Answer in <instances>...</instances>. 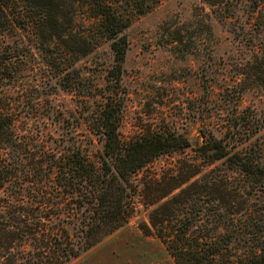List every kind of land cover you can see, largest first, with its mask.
Segmentation results:
<instances>
[{
  "label": "trees",
  "instance_id": "1",
  "mask_svg": "<svg viewBox=\"0 0 264 264\" xmlns=\"http://www.w3.org/2000/svg\"><path fill=\"white\" fill-rule=\"evenodd\" d=\"M161 1L0 0V71L10 80L18 53L5 36L20 29L42 48L59 44L58 58H80L102 41L114 54L104 85L92 94L95 107L82 114L102 143L95 157L77 133L53 136L52 144L47 133L28 127L11 96L0 107V264L69 263L128 221L139 188L134 175L143 166L191 145L172 127L149 126L129 138L120 132L125 29ZM202 1L250 50L239 61L242 81L264 87V0ZM173 39L183 42L180 33ZM257 117L236 116L210 130L200 146L204 163L184 160L142 181L143 201L152 208L140 226L161 239L177 264H264V214L255 208L264 200V133L256 135L264 124ZM218 160L224 169L204 170Z\"/></svg>",
  "mask_w": 264,
  "mask_h": 264
},
{
  "label": "rangeland",
  "instance_id": "2",
  "mask_svg": "<svg viewBox=\"0 0 264 264\" xmlns=\"http://www.w3.org/2000/svg\"><path fill=\"white\" fill-rule=\"evenodd\" d=\"M125 31L129 47L122 75L127 91L121 135L129 138L149 126L172 127L186 133L191 145L164 152L143 166L134 175L139 188L133 194L135 210L128 221L67 264H177L161 239L140 226L148 221L152 208L143 201L142 181L184 160L204 163L200 146L210 130L226 128L236 116L256 115L264 124V87L247 86L239 74V61L250 50L205 2L162 0L136 17ZM179 33L182 43L173 41ZM5 38L17 47L11 67L17 76L10 80L0 71V107L7 106L11 96L18 110L27 114L23 116H28V127L47 133L52 144L53 136L61 139L77 133L95 157L102 143L89 132L82 114L95 107L92 94L99 91L95 86L106 81L114 56L110 41H102L80 58L68 54L65 59L57 57L59 44L42 48L29 30L14 31ZM65 80L71 85L64 86ZM61 118L68 119L58 121ZM260 133L264 127L256 135ZM89 137L95 142L89 143ZM215 166L224 169L218 160L204 165V170ZM257 202L255 208H263L257 211L260 217L264 200Z\"/></svg>",
  "mask_w": 264,
  "mask_h": 264
}]
</instances>
